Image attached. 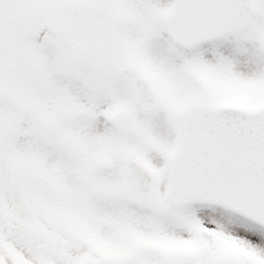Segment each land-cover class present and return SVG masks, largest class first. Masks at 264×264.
Instances as JSON below:
<instances>
[{
	"label": "snow or ice",
	"instance_id": "snow-or-ice-1",
	"mask_svg": "<svg viewBox=\"0 0 264 264\" xmlns=\"http://www.w3.org/2000/svg\"><path fill=\"white\" fill-rule=\"evenodd\" d=\"M0 264H264V0H0Z\"/></svg>",
	"mask_w": 264,
	"mask_h": 264
}]
</instances>
